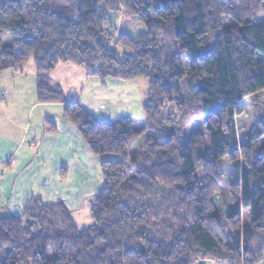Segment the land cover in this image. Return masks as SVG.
Returning <instances> with one entry per match:
<instances>
[{
	"label": "trees",
	"instance_id": "obj_1",
	"mask_svg": "<svg viewBox=\"0 0 264 264\" xmlns=\"http://www.w3.org/2000/svg\"><path fill=\"white\" fill-rule=\"evenodd\" d=\"M107 3L145 27L137 39L115 40L129 51L121 55L102 27ZM29 59L38 102L63 103V118L102 158L103 185L85 229L62 203L38 197L20 215L0 217V264L262 261L264 145L252 142L264 137V0H1L0 72ZM62 62L101 80L146 79L144 119L99 121L66 102L49 78ZM184 82H193L187 92ZM253 96L259 114L239 145L236 117ZM225 158L236 181L229 205L214 211Z\"/></svg>",
	"mask_w": 264,
	"mask_h": 264
},
{
	"label": "crops",
	"instance_id": "obj_2",
	"mask_svg": "<svg viewBox=\"0 0 264 264\" xmlns=\"http://www.w3.org/2000/svg\"><path fill=\"white\" fill-rule=\"evenodd\" d=\"M22 66L4 71L11 83L0 88V217L20 215L25 204L38 197L44 204L62 203L76 226L85 229L92 223L90 208L103 185L102 158L62 117V104L38 102L35 75L27 107L25 100L17 101L13 87L15 79L23 76ZM49 78L62 89L66 101L78 103L99 121L142 117L138 81L101 80L70 63H59ZM48 123L54 131H47Z\"/></svg>",
	"mask_w": 264,
	"mask_h": 264
},
{
	"label": "rangeland",
	"instance_id": "obj_3",
	"mask_svg": "<svg viewBox=\"0 0 264 264\" xmlns=\"http://www.w3.org/2000/svg\"><path fill=\"white\" fill-rule=\"evenodd\" d=\"M0 2H1V0H0ZM106 6L108 8L106 9L105 17L102 20V27L105 30H108L110 32V34H112L111 35L112 41H111L110 47L116 53H118L120 55L123 53L129 52L128 50L124 49L120 45H115L114 44L115 40L117 38L121 37L122 35H128L132 39H137L141 34H143L145 32V27H144L143 23L137 17L130 15V14H126L121 3H119L116 6V8L111 7L109 5V3H107ZM229 24H231L230 20L223 19V25H229ZM2 40L5 44H10L11 43V36L8 33H3L2 34ZM31 61L32 60L29 59L27 62L22 64L23 66L21 65L23 67V76H21V77L18 76L16 78L17 80L15 79L16 86L14 85V87H13L14 89L17 88L16 89L17 101H24L25 100V108L27 107V105L30 101L29 99H31L30 98V90L31 89L29 90L28 88L30 87V85L33 84L32 80L34 79V75H35L34 66H33ZM62 63H66V62H62ZM70 64H72V63H70ZM87 71L90 72L89 70H87ZM3 73L4 72H0V88L1 87L5 88L11 83L8 80V78H4ZM106 79H109V78H106ZM116 81L125 82V81H121V80H116ZM131 81H138L137 83L139 85L140 93L143 92V103H144L145 93L147 90V80L140 78V79L131 80ZM52 84L56 85L53 82H52ZM56 86H58V85H56ZM182 86H183V91L187 92L193 87V82L192 83L184 82ZM59 89L61 90V92L63 94L62 89L60 87H59ZM63 96H64V94H63ZM253 98H254L253 101L250 97H246L243 99L242 105L244 108V112L236 117V134H237V141H238L239 145H243V144L247 143L248 133H249L251 126L253 125L254 117L259 114L258 102L260 101V97L259 96H253ZM64 99L66 100L65 96H64ZM66 102H72V101H66ZM53 103H55V102H53ZM56 103H60L63 105V103H61V102H56ZM142 108H143V106H142ZM142 113H143V109H142ZM35 114H36V111L34 112V115ZM131 118L143 120L144 119V113L142 114V117H139V118L138 117L137 118L131 117ZM202 122H203V119L193 121L190 124L189 132H191L193 130L200 129L202 126ZM252 143L255 146L264 145V137L256 139ZM222 174H223V185H224L225 190H224V193H222V195H219L220 198L215 196V198H214L215 200L213 199L214 200V202H213L214 211H220L224 205L225 206L229 205L230 202L225 203L224 199L226 198V201H227V199L230 198V195L229 194L227 195L225 193H227L226 191L228 189V186L231 183H234L236 181L235 177L233 176L234 173L232 171V167L228 163L226 158L223 160V163H222ZM224 196H225V198H224ZM262 256H263L262 261L258 262L257 264H264V250L262 252Z\"/></svg>",
	"mask_w": 264,
	"mask_h": 264
}]
</instances>
